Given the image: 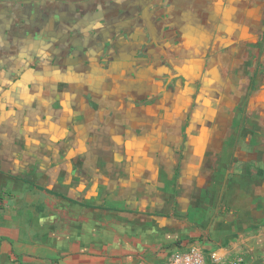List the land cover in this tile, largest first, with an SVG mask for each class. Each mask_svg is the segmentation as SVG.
<instances>
[{
	"label": "crops",
	"instance_id": "1",
	"mask_svg": "<svg viewBox=\"0 0 264 264\" xmlns=\"http://www.w3.org/2000/svg\"><path fill=\"white\" fill-rule=\"evenodd\" d=\"M51 1L17 0L0 32V264H158L195 235L264 234V3L167 0L170 33L135 62L116 37L153 14ZM54 10L93 64L46 63L34 21Z\"/></svg>",
	"mask_w": 264,
	"mask_h": 264
},
{
	"label": "flooded vegetation",
	"instance_id": "2",
	"mask_svg": "<svg viewBox=\"0 0 264 264\" xmlns=\"http://www.w3.org/2000/svg\"><path fill=\"white\" fill-rule=\"evenodd\" d=\"M43 0H40L42 2ZM51 1L50 7L54 9L56 6L53 5L56 3L64 4L65 0H57ZM260 4L264 3V0H257ZM167 0H139L137 4L131 3L130 0H72L68 2V7L70 9H73V7L77 8L76 5L78 3L79 8L86 9L87 7H96V5L100 6H107L111 7L113 11H118L123 16L132 15L135 13V7L138 8L140 13L143 14V12L146 10L147 14H153V25L149 24L147 20L141 19L140 28H128L126 30L121 29L119 31L118 37H116L117 42H122L124 51L129 54H131L132 61L135 62H141L142 59L148 58L149 54L154 53L158 54V44L156 39V34L158 32H161L162 35H167V33H170L171 31V25L169 24V12H163L159 13V15L156 16L157 12L160 9H165L169 6L168 3H166ZM18 5L17 0H0V19L1 16H3V20L0 21V32L1 27L4 26L6 28V36L7 39H9L11 32L8 21L10 17H6L7 10H13L14 7ZM33 5H41L39 2L34 1ZM59 8V7H58ZM57 13V14H56ZM50 14V15H49ZM58 12L52 11L51 13L39 15V18L34 21L35 28L34 35L35 38L40 40L39 44L42 46L44 52H48V54L45 56L46 63H49V60H51V64H54V62H57L59 66H75L80 64L83 68H86V66L90 63H94L93 58L97 57L99 54V51L97 50L96 46H91L88 48L86 45V50L82 51H75L74 48L76 40H72L73 38H79L82 39L81 35L73 34L75 29H71V27L74 26V24L77 23L78 19L70 13L69 16H67V19L65 21L62 20L61 15H58ZM121 17H119V20H121ZM143 16L140 14L139 18H142ZM145 18V17H143ZM123 19V18H122ZM155 19V23H154ZM160 19V20H159ZM64 24H63V22ZM140 21H138L140 23ZM126 24V23H125ZM138 24V23H137ZM37 25V26H36ZM127 26H131L132 24H126ZM69 31V33L72 34L73 38H71L72 41H69L67 43H60L61 40L65 38L66 33ZM137 34V41H135V35ZM64 36V37H63ZM87 38V37H85ZM121 39V40H118ZM9 41V40H8ZM10 42V41H9ZM94 45V44H93ZM161 56H164L166 53H161ZM168 55L171 57H175V54ZM167 55V56H168ZM86 58V59H83ZM90 58V60H88ZM57 59V60H55ZM83 59V60H82ZM87 60V61H84ZM81 66H78L81 67ZM166 82H169L168 76H163L162 78H159L157 84L153 87V90L158 89V86L161 84H165ZM169 84V83H168Z\"/></svg>",
	"mask_w": 264,
	"mask_h": 264
},
{
	"label": "built area",
	"instance_id": "3",
	"mask_svg": "<svg viewBox=\"0 0 264 264\" xmlns=\"http://www.w3.org/2000/svg\"><path fill=\"white\" fill-rule=\"evenodd\" d=\"M1 204L0 198V212ZM241 260L238 256H232L227 246L208 248L202 240L196 239L186 244H176L167 258L158 264H241Z\"/></svg>",
	"mask_w": 264,
	"mask_h": 264
},
{
	"label": "rangeland",
	"instance_id": "4",
	"mask_svg": "<svg viewBox=\"0 0 264 264\" xmlns=\"http://www.w3.org/2000/svg\"><path fill=\"white\" fill-rule=\"evenodd\" d=\"M261 232L262 230L253 227L250 232L241 237L243 241L236 250L230 249L231 245L228 244L227 248L231 255L240 257L242 259L241 264H264V234ZM192 238L201 240L202 237L195 235ZM237 242H240V238Z\"/></svg>",
	"mask_w": 264,
	"mask_h": 264
}]
</instances>
